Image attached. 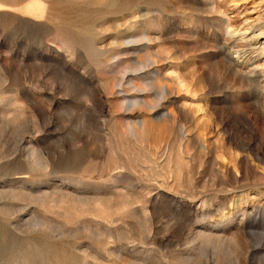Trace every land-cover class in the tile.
Returning <instances> with one entry per match:
<instances>
[{"label":"rangeland","instance_id":"obj_1","mask_svg":"<svg viewBox=\"0 0 264 264\" xmlns=\"http://www.w3.org/2000/svg\"><path fill=\"white\" fill-rule=\"evenodd\" d=\"M261 30L264 0H0V264H264Z\"/></svg>","mask_w":264,"mask_h":264},{"label":"bare ground","instance_id":"obj_2","mask_svg":"<svg viewBox=\"0 0 264 264\" xmlns=\"http://www.w3.org/2000/svg\"><path fill=\"white\" fill-rule=\"evenodd\" d=\"M227 34H228V33H227ZM261 34H264V30H261V31L259 32V34H257V35H256V34H255V35L253 34V35L251 36V39H250V40H251L253 43H254V41H258V40H257V39H258V36L261 35ZM229 35H231V33H229ZM234 35H235V34H234ZM243 38H244V37H243ZM225 47H226L227 49H229L228 46H225ZM224 58H225V57H224ZM230 63H231V62H230ZM232 65H233V64H232ZM237 247H238V246H237ZM257 249H258V248H257Z\"/></svg>","mask_w":264,"mask_h":264}]
</instances>
